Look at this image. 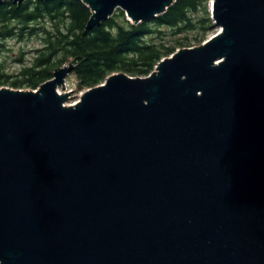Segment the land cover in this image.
<instances>
[{
	"label": "water",
	"instance_id": "obj_1",
	"mask_svg": "<svg viewBox=\"0 0 264 264\" xmlns=\"http://www.w3.org/2000/svg\"><path fill=\"white\" fill-rule=\"evenodd\" d=\"M82 1L90 29L177 0ZM212 9L200 45L75 103L73 63L0 86V264H264V0Z\"/></svg>",
	"mask_w": 264,
	"mask_h": 264
},
{
	"label": "trees",
	"instance_id": "obj_2",
	"mask_svg": "<svg viewBox=\"0 0 264 264\" xmlns=\"http://www.w3.org/2000/svg\"><path fill=\"white\" fill-rule=\"evenodd\" d=\"M206 0H177L167 11L134 24L126 12L88 29L91 9L82 0H11L0 3V55L12 52L9 42L38 40L31 51L20 45L18 71L0 58V86L37 89L54 71L74 64L80 89L103 83L112 73L148 76L158 62L177 48L199 44L215 28ZM193 32L194 35L188 34ZM29 57V58H28Z\"/></svg>",
	"mask_w": 264,
	"mask_h": 264
},
{
	"label": "rangeland",
	"instance_id": "obj_3",
	"mask_svg": "<svg viewBox=\"0 0 264 264\" xmlns=\"http://www.w3.org/2000/svg\"><path fill=\"white\" fill-rule=\"evenodd\" d=\"M212 1L213 0H206L205 1L206 5L208 7V10L211 12V14L213 13ZM219 30H220V27L215 25V28L213 29L212 32H210L208 34V36L206 37L205 40H207L209 37H211L213 34L218 32ZM188 34H190L191 36L194 35L193 32H189ZM8 44H9L10 48L13 49V51L9 52V53H6V54H2L1 53L0 58H2V57H6L7 58L6 64H7L8 69L10 71H18L21 65H20V62L17 60L16 57L18 56L17 55V50L20 47V45L24 46L25 49L27 51H29V55L28 56H31V54H32L31 51L38 46L39 42H38V40L32 39L30 41H26V42H22L21 43V42H19L16 39H12ZM191 44H192L191 46H182L180 48L193 47V46L200 45L198 43V41L195 40V39L192 41ZM180 48H177V50L180 49ZM27 89H30V88H27ZM58 90L60 92L72 91L71 95H70V97L68 98V101H67L68 104H71V103H75L76 101H78L80 99L81 94L86 90V88L85 89H80L78 87V83H77V79H76L75 75L70 74L67 77V79H66L65 86L64 87H59Z\"/></svg>",
	"mask_w": 264,
	"mask_h": 264
}]
</instances>
